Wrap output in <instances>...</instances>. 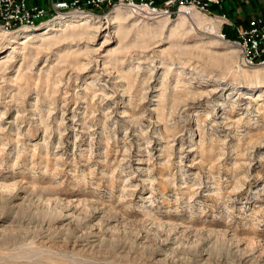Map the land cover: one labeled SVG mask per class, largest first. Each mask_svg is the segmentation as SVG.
Masks as SVG:
<instances>
[{"label": "rangeland", "instance_id": "obj_1", "mask_svg": "<svg viewBox=\"0 0 264 264\" xmlns=\"http://www.w3.org/2000/svg\"><path fill=\"white\" fill-rule=\"evenodd\" d=\"M120 9L0 29V264H264V65Z\"/></svg>", "mask_w": 264, "mask_h": 264}, {"label": "built area", "instance_id": "obj_2", "mask_svg": "<svg viewBox=\"0 0 264 264\" xmlns=\"http://www.w3.org/2000/svg\"><path fill=\"white\" fill-rule=\"evenodd\" d=\"M223 0H0V28L12 31L18 27L35 28L47 19L73 15L86 9H108L139 7L155 15L176 16L184 11H200L217 17L221 25L236 27V38L228 39L220 29L219 35L238 47L244 66L264 65V13L248 18L246 25L237 26L227 13H215Z\"/></svg>", "mask_w": 264, "mask_h": 264}, {"label": "crops", "instance_id": "obj_3", "mask_svg": "<svg viewBox=\"0 0 264 264\" xmlns=\"http://www.w3.org/2000/svg\"><path fill=\"white\" fill-rule=\"evenodd\" d=\"M263 10L264 0H223L218 7L219 13H227L233 21L263 14Z\"/></svg>", "mask_w": 264, "mask_h": 264}, {"label": "bare ground", "instance_id": "obj_4", "mask_svg": "<svg viewBox=\"0 0 264 264\" xmlns=\"http://www.w3.org/2000/svg\"><path fill=\"white\" fill-rule=\"evenodd\" d=\"M118 8L120 9V7H118ZM121 10H122V8L120 10H118V11H121ZM123 11L127 12L128 15L131 16V17L136 16V15H141L143 17H149L150 15H155L150 10L139 8V7L126 8V9H123ZM194 11L195 10H193V11H189V10L188 11H184L183 13H181V15H180L181 17L180 18L186 19V20L187 19L188 20L195 19L197 21L198 25H202L203 23H201L200 21L197 20L198 17H195L196 15H194ZM74 14H76L75 15V19H76L75 21L88 20L89 17H90V14H88L86 12L85 13H74ZM157 16H160V15H157ZM166 17H168V16H166ZM164 20H167V18H165ZM218 21H220V20H218ZM62 22H63V20H60V22L58 21V23H62ZM203 26L205 28H207L208 30H210L211 32L218 34V28L212 22H208V23L204 24ZM51 29H53V27H50L48 30L45 31V33H48V31H50ZM23 30L29 31L30 29L24 28ZM4 33H6V35H7V32L0 30V36L4 35Z\"/></svg>", "mask_w": 264, "mask_h": 264}, {"label": "trees", "instance_id": "obj_5", "mask_svg": "<svg viewBox=\"0 0 264 264\" xmlns=\"http://www.w3.org/2000/svg\"><path fill=\"white\" fill-rule=\"evenodd\" d=\"M213 10L215 11V13H217L218 11V7L217 6H214L213 7ZM263 13H264V10H263ZM235 24H241V25H246L248 23V18L247 19H244V20H235L234 21ZM223 33L226 34V37L228 39H235L236 38V32L235 30L233 29L232 26H229V25H224L223 26Z\"/></svg>", "mask_w": 264, "mask_h": 264}]
</instances>
